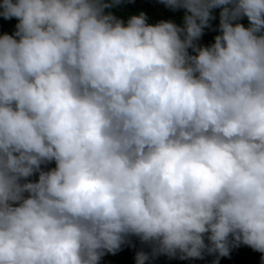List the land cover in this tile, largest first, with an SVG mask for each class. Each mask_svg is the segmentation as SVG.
Wrapping results in <instances>:
<instances>
[{
    "label": "clouds",
    "instance_id": "clouds-1",
    "mask_svg": "<svg viewBox=\"0 0 264 264\" xmlns=\"http://www.w3.org/2000/svg\"><path fill=\"white\" fill-rule=\"evenodd\" d=\"M128 2L0 0V264L264 254V0Z\"/></svg>",
    "mask_w": 264,
    "mask_h": 264
},
{
    "label": "trees",
    "instance_id": "trees-1",
    "mask_svg": "<svg viewBox=\"0 0 264 264\" xmlns=\"http://www.w3.org/2000/svg\"><path fill=\"white\" fill-rule=\"evenodd\" d=\"M112 11L125 21L131 15H138L140 12H144L148 17V23L153 25L160 21H171L183 26V16L185 15V10L172 11L160 3L159 0H131V2L116 7ZM219 11L220 9L213 10V15L216 18L211 21V27L204 30V35L198 41L199 45L210 46L214 43L215 36L220 34L218 31ZM239 22L246 27L248 25L246 18ZM16 23H18L16 19L4 20L0 17V35L5 33L11 35L16 30ZM189 52L191 53V50ZM54 167V162L42 166L45 171ZM29 179L32 181L38 180V174ZM127 240L128 242L122 245L121 249L115 254H105L100 264H136L135 257L140 251L149 255L150 259L147 264H214L217 259H219V264H264V254L254 251L251 247L244 244L232 247L227 257H218L217 254L209 255L205 253L203 259L181 260L178 257L175 259L169 258L167 255H156L153 257V245L142 242L136 236H129ZM205 242L207 243V240Z\"/></svg>",
    "mask_w": 264,
    "mask_h": 264
}]
</instances>
